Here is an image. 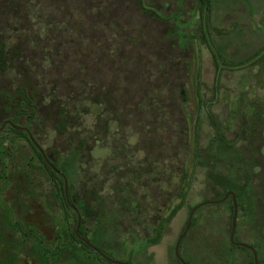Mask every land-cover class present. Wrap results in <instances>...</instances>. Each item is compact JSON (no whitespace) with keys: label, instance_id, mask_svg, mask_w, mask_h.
Returning <instances> with one entry per match:
<instances>
[{"label":"rangeland","instance_id":"rangeland-1","mask_svg":"<svg viewBox=\"0 0 264 264\" xmlns=\"http://www.w3.org/2000/svg\"><path fill=\"white\" fill-rule=\"evenodd\" d=\"M141 1L0 0V90L33 91L30 136L51 160L59 152L60 165L80 147L69 185L92 210L86 237L99 228L120 262L178 264L174 247L190 211L229 189L240 205L233 238L264 264V50L246 60L264 46V0L206 1L210 25L221 34L211 32L210 41L191 39L195 0ZM215 51L242 65L216 68ZM0 145V264H94L79 246L67 248L74 218L28 143L5 131ZM137 175L135 186L130 176ZM246 183L248 198L240 192ZM129 185L162 210H148L158 220L145 208L136 224L126 222L116 192ZM169 201L170 208L162 206ZM177 205L159 241L136 248ZM231 219L228 198L197 209L180 257L250 264V251L229 246ZM29 228L46 246L67 250L47 257L34 235H24ZM132 231L138 236L127 255L121 242Z\"/></svg>","mask_w":264,"mask_h":264},{"label":"trees","instance_id":"trees-1","mask_svg":"<svg viewBox=\"0 0 264 264\" xmlns=\"http://www.w3.org/2000/svg\"><path fill=\"white\" fill-rule=\"evenodd\" d=\"M206 1L208 2V0H195V8L193 9L191 13L193 16L195 15L198 16V19H197L198 25H197L196 33L191 35L192 40L197 37L200 39L203 38V39H207L210 41L211 32H218L210 25V18H209L210 12L204 6V3ZM138 2H139V5L141 6L142 1L138 0ZM144 10L146 11V9ZM187 26H188V22L185 21L184 26H182V29H184L185 31L187 29ZM218 34L219 36L221 35L220 32H218ZM262 50H264V46H262L256 52H254V55L246 60L247 61L251 60L253 57L259 55V52ZM2 55H3V50L0 49V56L2 57ZM219 62H222L221 63L222 65H229L231 67L242 65V61L233 62V63L227 62L225 61L224 57L222 58V56L217 53L216 58H215L216 68L219 67ZM34 103H35V94L33 93V91L29 92V88L26 86L19 89L15 94H9L8 92L4 90H0V117H3V120L0 122V128L3 126V124H6L5 127L2 130H0V133L8 131L10 133H13L16 139H24L25 142L28 143V145L31 147L33 151L34 156L39 161V166L37 168L40 170H43L45 174L47 175V178L55 186V190L57 192V195L59 197L62 207L65 210L72 213V216L74 218L75 227L73 226V230L69 236V239L67 240V248L74 247V245L79 246V248L77 249L79 255L82 256V255L87 254V256H90L91 259L94 261V264H113V263H110L108 260L120 262L117 259V257L119 256L117 251H114L113 248L112 249L109 248V246L111 245L108 244L106 237L101 234V232L99 231V228L94 231L92 238L88 239L86 237L85 229L83 226L84 219L85 217L91 215L90 213H92L91 212L92 210L88 208L89 205L85 203L83 200L78 201L75 198V196L71 193L70 185H69L70 184L69 175L73 174V172L75 171L74 164L76 162L77 156L80 153V147L77 146L75 150H72L71 153L69 154L70 156H67V155L64 156L63 162L60 165L58 164V160L56 159V157L59 158V152L56 151V157L54 158V160H51L48 155L42 152V150L37 146L36 142H34L32 136H30L33 130V126L37 124V107ZM20 122H22V124H20ZM172 160L174 161L175 159L173 158ZM178 168L180 169L179 171L180 173H178V176H177L178 178L176 180L177 186L180 185V182L182 180V178L180 177L181 175H183L181 166ZM168 170L171 171V168H169ZM64 180L66 181L67 186H68L67 193H66L67 198L64 192ZM130 180L133 181V183L131 184L136 186L135 182L139 180V176L138 175L130 176ZM135 186L129 185V187H126L125 189H118V191L116 192L117 198L120 199V202H123L124 204V211L126 213V216H125L126 222L127 223L132 222V224H136V221L139 217L138 212H140L141 209L144 210L146 208V210L148 211L151 208L154 209L155 207H157L155 202H154L155 204L152 203V199H148L146 197L147 192L137 195L136 190H134ZM248 186H249L248 183H246L244 186H242V188H240V192L246 195L247 196L246 198L249 197L248 194L250 191V187ZM228 191L230 190L229 189L225 190L224 194L226 195L228 193H232L234 195L237 208H240L239 196L235 194V191L233 192H228ZM96 202H97L95 203V205L97 206L96 209L101 210L99 208L103 207V203L101 202V200H96ZM171 202L172 201H169V204L167 206L166 204H162V206L165 208H170L169 206L171 205ZM228 202L230 203L231 217H232L233 206H232L231 197H228ZM178 207L179 205L170 209L169 214L167 215L165 219H162V217H160L159 221L151 224L149 226L150 231L147 232V236L143 238L142 240L136 238V235L138 236L137 231L135 232L132 231L133 233L129 234L127 236V239L121 242V245H122L121 251H124V252L127 251L125 250V247H127L129 243L132 244L133 238L135 240L137 239L136 248H141L144 245L156 244L160 239L161 231L164 227L163 224H166L171 219V217L177 211ZM155 211L161 214L163 213L162 210L160 212L159 207H157ZM254 211L255 210H253V212ZM76 213H78L80 216V224H79L77 231H76V224H77ZM148 213H149L150 219L158 220L156 213L149 212V211ZM105 219L108 220L109 219L108 216H106ZM192 221L193 220H191L190 222V227L192 226V223H193ZM16 226L19 228V230L20 229L22 230V227L19 224H16ZM24 233H26L24 234L25 236L28 235V233L31 235H34V238L36 239L38 246L41 248V250L44 253H46L47 257L59 256L61 252H64L65 249L67 250V248L62 249L58 245H56L54 248H51L50 246H46L45 243L43 242L42 237L37 235L36 232L31 228L24 231ZM60 238L61 237L57 235L56 237L57 244L59 243L58 240H60ZM233 242L237 243L235 242L234 238H233ZM87 244L94 247L96 251L91 249ZM229 246L231 249L238 248L246 252L250 251L245 248L234 246L231 243L229 244ZM126 253L127 255H129L128 252ZM179 253H180V249H178V254ZM249 256H250V264H253V257H252L251 251L249 252ZM179 257H180V254H179ZM180 259L182 260L184 264H188L181 257ZM122 263H125V262H122ZM177 263L181 264L178 260H177ZM125 264H130V263L129 261H127ZM257 264H260L259 260H257Z\"/></svg>","mask_w":264,"mask_h":264},{"label":"water","instance_id":"water-1","mask_svg":"<svg viewBox=\"0 0 264 264\" xmlns=\"http://www.w3.org/2000/svg\"><path fill=\"white\" fill-rule=\"evenodd\" d=\"M64 192H65V196L67 198V195H66V181L64 180ZM228 196L231 197V201H232V206H233V214H232V219H231V228H230V235H229V242L234 245V246H237V247H241V248H245V249H248L251 251L252 253V257H253V264H257V256H256V252L249 246L245 245V244H242V243H234L233 242V237H234V231H235V221H236V215H237V205H236V202H235V198H234V195L232 193H228L226 194L221 200L217 201V202H205V203H202V204H199L197 206H195L189 213L188 215V218H187V221H186V225H185V228H184V231L182 233V235L178 238V240L176 241V244H175V247H174V255L176 257V259L181 263V264H184L182 262V260L180 259L179 257V254H178V248H179V244H180V241L181 239L183 238V236L185 235V233L187 232L189 226H190V222H191V219L193 217V214L194 212L199 209L200 207H202L203 205H206V204H216V203H220L222 201H224ZM76 212V211H75ZM76 217H77V226H76V231L78 230V227H79V224H80V216L78 213H76ZM91 249L95 250L96 249L92 246H90L89 244H87ZM110 263H113V264H125V263H122V262H117V261H112V260H108Z\"/></svg>","mask_w":264,"mask_h":264},{"label":"flooded vegetation","instance_id":"flooded-vegetation-1","mask_svg":"<svg viewBox=\"0 0 264 264\" xmlns=\"http://www.w3.org/2000/svg\"><path fill=\"white\" fill-rule=\"evenodd\" d=\"M5 125H6V124H3V126L1 127V130L5 127ZM228 197H230V196H228ZM228 197H227V198H228Z\"/></svg>","mask_w":264,"mask_h":264}]
</instances>
